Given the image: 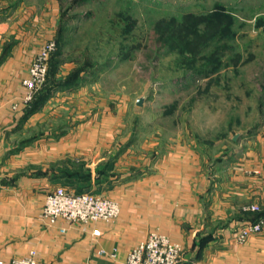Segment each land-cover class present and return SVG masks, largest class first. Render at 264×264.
<instances>
[{"label": "crops", "instance_id": "crops-1", "mask_svg": "<svg viewBox=\"0 0 264 264\" xmlns=\"http://www.w3.org/2000/svg\"><path fill=\"white\" fill-rule=\"evenodd\" d=\"M19 8L4 10L0 3V260L36 251L39 264H124L136 245L159 232L183 247L179 264H264V230L245 243L236 239L239 228L258 216L246 205L260 204L264 214V128L215 161L181 132L146 131L143 148L134 139L118 146L115 130L84 123L46 131L20 149L21 133L37 130L67 93L55 92L39 112L23 119L29 66L51 37L31 25L48 24L55 32L59 8L52 2L41 5L39 14L38 8ZM59 161L63 169H90L94 184L98 170L110 165L100 188L109 185L119 217L88 224L59 219L49 226L41 214L47 194L64 180L51 172Z\"/></svg>", "mask_w": 264, "mask_h": 264}, {"label": "rangeland", "instance_id": "rangeland-1", "mask_svg": "<svg viewBox=\"0 0 264 264\" xmlns=\"http://www.w3.org/2000/svg\"><path fill=\"white\" fill-rule=\"evenodd\" d=\"M50 2L59 8L55 32L31 25L51 33L40 50L56 42L54 78L83 68L86 84L62 89L21 142L82 123L115 130L118 146L134 139L143 148L146 131L181 132L215 161L264 128V0H0L4 10L37 14ZM98 193L109 197V185Z\"/></svg>", "mask_w": 264, "mask_h": 264}, {"label": "built area", "instance_id": "built-area-1", "mask_svg": "<svg viewBox=\"0 0 264 264\" xmlns=\"http://www.w3.org/2000/svg\"><path fill=\"white\" fill-rule=\"evenodd\" d=\"M56 42H46L35 57L30 75L24 84L28 90L25 102L32 101L36 92L44 85L49 70V60L56 50ZM256 173L261 171L256 170ZM245 210L252 213H261L260 204H248ZM121 212L120 204L104 194L95 192L77 193L63 185L53 188L46 197L41 214L42 219L49 225H55L59 219L69 223L88 224L95 221H114ZM264 230V214L255 222L243 224L237 231L238 243H245L254 234ZM65 232V228H61ZM95 231V234H99ZM183 247L179 243L159 232H151L146 239L136 245L128 254L124 264H179ZM102 254L106 253L101 251ZM115 256V254H112ZM0 264H39L37 252L31 251L24 257L15 258L9 262L0 260Z\"/></svg>", "mask_w": 264, "mask_h": 264}, {"label": "trees", "instance_id": "trees-1", "mask_svg": "<svg viewBox=\"0 0 264 264\" xmlns=\"http://www.w3.org/2000/svg\"><path fill=\"white\" fill-rule=\"evenodd\" d=\"M62 31H64L63 28ZM60 56H62V51L59 48L53 53L50 58L46 82L44 83L43 87L36 92L32 101L27 103L23 119H27L35 113L39 112L40 109L46 104V102L54 95L56 91L69 87L75 88L76 86L80 85V83H82L81 72L84 70L83 68H79L78 71H74L73 74L66 80L54 78V75H56V72L58 70L59 63L57 61H53V59L55 57L60 58ZM218 70L219 69H214L209 71V76L217 73ZM41 136L42 134L38 133L29 140L20 142V149L38 140ZM109 167L110 165H107L104 169L98 170L96 174L97 182L95 184L92 182L93 176L91 170L85 167H74V169L72 170L70 168L63 169L61 167H59V169L51 168V172L56 180L60 181V179H64L61 181V185L67 187L70 190H74L77 193L88 191L98 193L101 192L100 186L102 184V181H104L109 174ZM257 215L258 216L255 221H257L263 215V213H257Z\"/></svg>", "mask_w": 264, "mask_h": 264}, {"label": "water", "instance_id": "water-1", "mask_svg": "<svg viewBox=\"0 0 264 264\" xmlns=\"http://www.w3.org/2000/svg\"><path fill=\"white\" fill-rule=\"evenodd\" d=\"M142 103H143V99L141 98V99L138 100V105H142ZM238 136H239V135H236V136H235V139H237Z\"/></svg>", "mask_w": 264, "mask_h": 264}]
</instances>
